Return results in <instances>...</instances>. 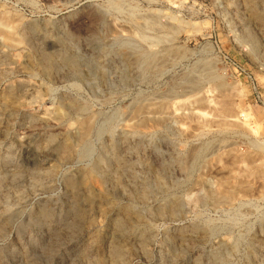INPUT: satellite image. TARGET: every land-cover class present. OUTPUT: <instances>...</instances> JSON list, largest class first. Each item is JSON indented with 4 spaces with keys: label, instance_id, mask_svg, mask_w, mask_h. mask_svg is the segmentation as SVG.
I'll use <instances>...</instances> for the list:
<instances>
[{
    "label": "rangeland",
    "instance_id": "obj_1",
    "mask_svg": "<svg viewBox=\"0 0 264 264\" xmlns=\"http://www.w3.org/2000/svg\"><path fill=\"white\" fill-rule=\"evenodd\" d=\"M0 264H264V0H0Z\"/></svg>",
    "mask_w": 264,
    "mask_h": 264
},
{
    "label": "bare ground",
    "instance_id": "obj_2",
    "mask_svg": "<svg viewBox=\"0 0 264 264\" xmlns=\"http://www.w3.org/2000/svg\"><path fill=\"white\" fill-rule=\"evenodd\" d=\"M246 117V116H245ZM96 183V182H95ZM119 252V251H118ZM116 253V252H115ZM119 256V253H116V257ZM118 259V258H117Z\"/></svg>",
    "mask_w": 264,
    "mask_h": 264
}]
</instances>
